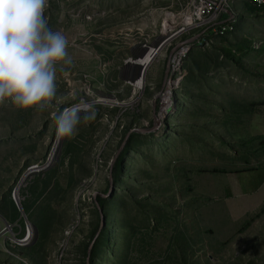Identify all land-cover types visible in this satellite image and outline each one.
<instances>
[{"label": "rangeland", "instance_id": "rangeland-1", "mask_svg": "<svg viewBox=\"0 0 264 264\" xmlns=\"http://www.w3.org/2000/svg\"><path fill=\"white\" fill-rule=\"evenodd\" d=\"M249 2H235L237 32L188 53L163 91L175 44L142 90L135 62L168 37V14L180 21L179 2L48 0L72 64L57 67L52 108L0 105V264H86L101 195L93 264H264V55L250 48L262 26ZM76 105L95 118L58 141L55 117Z\"/></svg>", "mask_w": 264, "mask_h": 264}, {"label": "clouds", "instance_id": "clouds-1", "mask_svg": "<svg viewBox=\"0 0 264 264\" xmlns=\"http://www.w3.org/2000/svg\"><path fill=\"white\" fill-rule=\"evenodd\" d=\"M264 2V0H258ZM48 0H0V105L18 110L52 108L57 67L71 65L68 39L48 26ZM95 118L91 106L65 109L55 117L56 137L75 138L78 126Z\"/></svg>", "mask_w": 264, "mask_h": 264}, {"label": "built area", "instance_id": "built-area-1", "mask_svg": "<svg viewBox=\"0 0 264 264\" xmlns=\"http://www.w3.org/2000/svg\"><path fill=\"white\" fill-rule=\"evenodd\" d=\"M180 3L182 11L177 15L180 24L174 32L165 33L170 35L166 48L175 44L174 54L169 60L170 77L167 82L173 80L174 74L180 71V67L186 55L193 50H206L216 45L229 35L237 32V26L241 15L236 6V0H176ZM253 10L251 16L261 18L262 32L258 39H252L250 48L255 51L262 50L264 55V2L250 0ZM248 4V3H247ZM174 19L175 16L171 14ZM169 20V19H168ZM166 38V39H167ZM235 52V51H233ZM28 238V237H27ZM24 243V242H22Z\"/></svg>", "mask_w": 264, "mask_h": 264}, {"label": "water", "instance_id": "water-1", "mask_svg": "<svg viewBox=\"0 0 264 264\" xmlns=\"http://www.w3.org/2000/svg\"><path fill=\"white\" fill-rule=\"evenodd\" d=\"M169 42V38L165 39L163 42H161L160 45L156 46V47H153V57H152V62L151 64L153 63V61L156 59V57L166 48L167 44ZM148 53V52H147ZM147 53L145 55H147ZM150 64V65H151ZM150 65H147V66H144L142 67V70L139 74V78L141 79V82L143 84H145V79H146V73L150 67ZM169 77H170V68L168 67L167 71H166V74H165V84H164V87H163V91L166 89L165 87H167V82L169 80ZM157 98V97H156ZM81 106V105H80ZM82 107V106H81ZM154 111L156 112V109H154ZM143 132V133H147V132H150V130H145V129H140V130H132L129 132L128 136H127V139L128 137L134 132ZM125 146V143L123 144V146L121 147V149L118 151L116 157L113 159L112 161V168H111V175H110V184H111V187H113V183H114V177H113V165H114V162L116 161V159L119 157L120 153L122 152V149L123 147ZM54 156V153L52 155V158ZM34 170V169H32ZM30 170V171H32ZM103 198H105L106 196L105 195H101ZM13 199H14V202L16 203L22 217L24 218L25 220V223L27 224V229H28V238H29V226H28V218H27V215L23 209V206L19 200V188H16L14 193H13ZM98 209H99V212H100V217H101V224H100V227H99V230L96 234V237L93 241V243H91L90 247H89V250H88V259H87V262L88 264H90V256H91V251H92V248L94 246V243H95V240L100 236L101 234V231L103 230L104 226L106 225V217H105V214L104 212L102 211L101 207L98 205ZM18 243H22V241L20 240H16Z\"/></svg>", "mask_w": 264, "mask_h": 264}, {"label": "bare ground", "instance_id": "bare-ground-1", "mask_svg": "<svg viewBox=\"0 0 264 264\" xmlns=\"http://www.w3.org/2000/svg\"><path fill=\"white\" fill-rule=\"evenodd\" d=\"M166 18L169 19V20L165 21V22H167V23H165L166 33L170 32V31L174 32L175 31L174 28L176 27L177 24H180V23L176 19H174L171 14H168L166 16ZM169 35H170V33L168 34V36ZM153 54H154L153 48H150L147 55H144V57L137 60L135 63L142 66V67L150 65L152 62L151 60H152ZM178 80H180V83H181V79L178 78ZM180 83L177 84L176 87H179L181 85ZM135 86H136V90H142L144 88L145 84H143L141 82V79L138 78L136 80ZM172 96H173L172 88L168 87L167 92H166L165 97H164L163 114H166L169 112V108L171 107L170 99ZM31 237H32V229L29 228V238H31Z\"/></svg>", "mask_w": 264, "mask_h": 264}, {"label": "trees", "instance_id": "trees-1", "mask_svg": "<svg viewBox=\"0 0 264 264\" xmlns=\"http://www.w3.org/2000/svg\"><path fill=\"white\" fill-rule=\"evenodd\" d=\"M246 6H247L248 8H251L249 4H246ZM228 55H229V56L231 55V57H234V56H232L231 52H229ZM131 135H132V134H131ZM118 172H119V167H118L117 165H115L114 168H113V177H114V179L117 178V174H118ZM94 201H95L97 207H98V205H99L101 208H102V206H104V198H103L102 196H97V197H95V198H94ZM23 209H24L25 213H28V212H27V209H26V207H25L24 205H23ZM100 224H101V222L99 223V225L97 226V228H96V230H95L93 240H94L95 237H96V234H97V232H98V230H99ZM106 225H107V219H106ZM100 235H103V230L101 231V234H100ZM89 247H90V246H89ZM94 248H95V246L92 248V252H93ZM88 250H89V249H88ZM93 260H94V254L91 253V256H90V264H93ZM86 264H88V262H87Z\"/></svg>", "mask_w": 264, "mask_h": 264}, {"label": "crops", "instance_id": "crops-1", "mask_svg": "<svg viewBox=\"0 0 264 264\" xmlns=\"http://www.w3.org/2000/svg\"><path fill=\"white\" fill-rule=\"evenodd\" d=\"M251 7V6H250ZM252 11L253 10V8L251 7V8H249V11ZM264 186V181L261 183V185L256 189L257 191H259L262 187Z\"/></svg>", "mask_w": 264, "mask_h": 264}]
</instances>
